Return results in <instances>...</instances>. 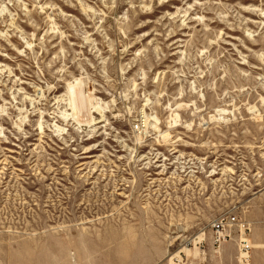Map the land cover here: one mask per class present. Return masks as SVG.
<instances>
[{
    "label": "rangeland",
    "instance_id": "obj_1",
    "mask_svg": "<svg viewBox=\"0 0 264 264\" xmlns=\"http://www.w3.org/2000/svg\"><path fill=\"white\" fill-rule=\"evenodd\" d=\"M240 226L252 264L264 0H0V264H241Z\"/></svg>",
    "mask_w": 264,
    "mask_h": 264
},
{
    "label": "built area",
    "instance_id": "obj_2",
    "mask_svg": "<svg viewBox=\"0 0 264 264\" xmlns=\"http://www.w3.org/2000/svg\"><path fill=\"white\" fill-rule=\"evenodd\" d=\"M236 225H237L236 218H231L229 216H223L218 220L212 222L210 226H211L213 243L216 244V243H221V241L224 240H232L235 237L233 232H235L234 230L237 227ZM239 232H241L240 229ZM244 236H245V230H244ZM240 243L242 246L241 250L245 251L244 253L246 254V256L243 259L239 260V263L250 264L249 263L250 255L248 252V250L251 248L250 243L247 240Z\"/></svg>",
    "mask_w": 264,
    "mask_h": 264
},
{
    "label": "bare ground",
    "instance_id": "obj_3",
    "mask_svg": "<svg viewBox=\"0 0 264 264\" xmlns=\"http://www.w3.org/2000/svg\"><path fill=\"white\" fill-rule=\"evenodd\" d=\"M68 91H69V94H71L70 96H71V99H70V104H71V106H72V108H74V107H78L79 105H80V103L77 101V99H76V95H75V93H74V86L73 85H69L68 86ZM78 94V93H77ZM78 97H80V96H78ZM79 101H80V99H78ZM184 105V104H183ZM180 106V105H179ZM218 112H221L220 110H218ZM143 114H142V117H143V123H144V126L143 127H145L146 128V126H148V125H151V127L153 128V129H155L156 131H159V133L160 134H162V136L163 137H169L170 136V132L169 131H165V132H163V131H161V129L159 128V126L157 125V124H155V123H153L150 119H147V117H146V113L144 112V110H143V112H142ZM173 120H174V118H172ZM148 120H149V123H148ZM176 121L177 120H175L174 122L176 123ZM172 123H170V125H171ZM143 125V124H142ZM144 128V129H145ZM146 131V130H145ZM139 132H141V131H139ZM137 133V132H136ZM140 134V133H139ZM142 136V135H141ZM140 136V137H141ZM139 137V136H138ZM240 231H241V234H240V237H239V244H240V242H243V241H245V240H247L250 244H251V242L249 241V239H247L245 236H244V230H243V227L242 226H240ZM224 243H227V241L226 240H224V241H221V243H220V246H222V244H224ZM251 247H252V244H251ZM195 249V248H194ZM195 253L196 252H198L196 249L195 250H193ZM189 252V251H188ZM239 252H241L240 253V258H239V260H241V259H243L245 256H246V254L244 253L245 251H239Z\"/></svg>",
    "mask_w": 264,
    "mask_h": 264
},
{
    "label": "crops",
    "instance_id": "obj_4",
    "mask_svg": "<svg viewBox=\"0 0 264 264\" xmlns=\"http://www.w3.org/2000/svg\"><path fill=\"white\" fill-rule=\"evenodd\" d=\"M253 241L256 244V248L260 247V245L264 246V228L259 227L256 228V231L253 236ZM251 263L252 264H264V248L260 249H252L251 251Z\"/></svg>",
    "mask_w": 264,
    "mask_h": 264
}]
</instances>
